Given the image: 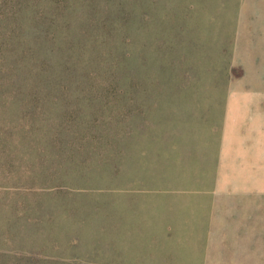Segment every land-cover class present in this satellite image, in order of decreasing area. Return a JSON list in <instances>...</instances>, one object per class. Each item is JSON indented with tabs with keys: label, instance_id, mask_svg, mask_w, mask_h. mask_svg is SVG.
<instances>
[{
	"label": "rangeland",
	"instance_id": "1",
	"mask_svg": "<svg viewBox=\"0 0 264 264\" xmlns=\"http://www.w3.org/2000/svg\"><path fill=\"white\" fill-rule=\"evenodd\" d=\"M48 38L125 90L37 92ZM0 264H264V0H0Z\"/></svg>",
	"mask_w": 264,
	"mask_h": 264
},
{
	"label": "trees",
	"instance_id": "2",
	"mask_svg": "<svg viewBox=\"0 0 264 264\" xmlns=\"http://www.w3.org/2000/svg\"><path fill=\"white\" fill-rule=\"evenodd\" d=\"M26 45L20 66L37 92H122L125 90V51L98 46L78 49L70 43ZM16 43L19 42L15 38ZM56 58V60L54 59ZM56 63V64H55ZM19 67L18 69H20Z\"/></svg>",
	"mask_w": 264,
	"mask_h": 264
}]
</instances>
